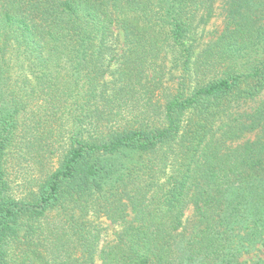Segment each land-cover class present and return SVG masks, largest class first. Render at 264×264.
<instances>
[{"label": "trees", "instance_id": "16d2710c", "mask_svg": "<svg viewBox=\"0 0 264 264\" xmlns=\"http://www.w3.org/2000/svg\"><path fill=\"white\" fill-rule=\"evenodd\" d=\"M217 1L0 0V264L264 263V0L200 47Z\"/></svg>", "mask_w": 264, "mask_h": 264}, {"label": "rangeland", "instance_id": "374dc122", "mask_svg": "<svg viewBox=\"0 0 264 264\" xmlns=\"http://www.w3.org/2000/svg\"><path fill=\"white\" fill-rule=\"evenodd\" d=\"M223 27H224L223 3L221 0H218L215 3L214 13L207 19L205 23L200 24V26L198 27L197 32H198V35L201 41L200 47H203L204 43L215 38L222 31ZM249 136L252 137V135H248L247 137ZM191 216H192V208L189 207L185 212V218H188ZM107 223L108 222H106V224ZM104 226H108V228H110L109 225H104ZM111 232H112V229L108 230L107 233L103 236L102 240L104 239L103 240L104 242L113 238V236L111 235ZM255 254H257L258 256L262 255V260L264 261V247H262V251H260V253L256 252ZM258 258L259 257H254L255 260ZM94 264H100L99 260H97ZM249 264H252V263H249ZM262 264L264 263L262 262Z\"/></svg>", "mask_w": 264, "mask_h": 264}]
</instances>
